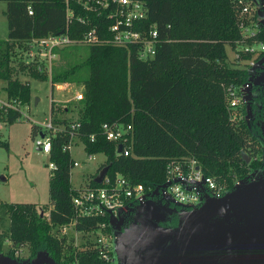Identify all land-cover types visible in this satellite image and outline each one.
Masks as SVG:
<instances>
[{
    "label": "trees",
    "instance_id": "16d2710c",
    "mask_svg": "<svg viewBox=\"0 0 264 264\" xmlns=\"http://www.w3.org/2000/svg\"><path fill=\"white\" fill-rule=\"evenodd\" d=\"M7 20V38H0V78L6 81L7 96L23 103L31 100L30 82L15 74L25 68L15 57L19 48L29 49L34 38L57 34L66 27L65 0H3ZM147 7V22H154L158 32L155 53L144 59L137 46L110 42L88 44V53L81 61L53 71L52 86L73 80L83 66L88 68L83 78L81 106L75 119L52 120L61 123L51 137L49 159L56 167L49 179L51 207L48 217L30 201H1L0 222L9 219L8 237L11 253L15 247L27 245L29 255L45 251L57 264H66L74 255L79 264H110L101 259L95 249L74 250L63 247L66 236H56L52 228L69 222L75 215L72 197L78 188L71 184L74 165L68 144L71 131L77 133L89 153L105 155L100 165H109L106 174L113 178L121 173L148 190L164 179L167 159L193 156L207 174L225 179L229 188L250 167L258 166V148L251 141L245 120L235 122L228 115L223 82H240L247 72L227 65L226 44H235L241 36L237 19V0H143ZM70 17L67 33L73 39L82 38L90 27L85 18L92 14L78 4ZM32 7V13L27 6ZM93 16V15H92ZM264 39V30L258 34ZM57 48V47H56ZM55 48V49H56ZM28 73L39 79L47 74L32 65ZM50 105L51 118L56 110ZM20 111L0 110V120L15 121ZM131 123V152L118 153L115 143L105 137L103 122ZM78 123L76 127L71 124ZM31 125V134L39 132ZM94 134V138L90 135ZM7 145V142H3ZM242 151L249 153L246 161ZM94 174L86 185H98ZM133 209L125 214L126 220ZM104 217L77 215L75 228L87 231L95 228ZM166 222L167 224H174ZM4 233L0 231V252ZM69 252V254H67Z\"/></svg>",
    "mask_w": 264,
    "mask_h": 264
},
{
    "label": "built area",
    "instance_id": "2783aa9c",
    "mask_svg": "<svg viewBox=\"0 0 264 264\" xmlns=\"http://www.w3.org/2000/svg\"><path fill=\"white\" fill-rule=\"evenodd\" d=\"M73 2L93 15L88 18L80 16L82 21L90 24L80 39H73L67 33L70 17L74 13ZM65 8L67 19L66 27L62 32L34 38L29 47L32 49L31 46L36 43L37 49H40L41 52L40 56L44 53L48 62H51L56 55V47L75 42L88 44L110 42L116 45L133 43L137 46L139 57L144 59L152 56L156 51L157 28L154 22L146 21L148 13L143 0H65ZM27 9L29 13H32L30 5L27 6ZM254 15L249 0H237L238 27L241 32V40L245 42L238 45L236 60L231 63V66L244 69L247 72V78L240 82H223L228 115L235 122L244 119L246 101L244 95L251 82L250 77H253L252 68L264 53V39L258 38L261 28ZM34 52H31V55ZM74 97L80 99L82 93L77 92ZM4 104L8 103L0 100V107ZM77 125L78 123H73L71 127ZM131 127V123L121 121L103 122L101 125L105 137L114 141L116 151L123 152V154L131 152ZM62 128L63 126L55 125L49 119L44 124V129L39 131V135L41 132L43 133L38 140V144H41L38 146L39 149L49 154L52 134ZM74 131V129L71 131L69 149L72 137L77 135ZM90 137L94 138V134H91ZM119 144L122 145L120 151L117 149ZM92 154H89V157H92ZM75 163L77 160L74 159ZM49 166L54 169L56 164L50 160ZM98 183V185H83L78 188L77 193L72 197L75 215L69 222L59 227L62 231L61 235H65L66 228H74V231L85 236L81 243H73L72 247L75 251L95 249L98 256L108 263H111L113 259L110 216L122 215L124 217L127 212L147 197L161 198L164 201H169L170 204L191 207L199 204L205 193L219 196L229 189L225 179L216 174L205 173L195 157L186 155L167 159L164 179L154 189L147 190L142 183L133 182L121 173L115 174L113 178L105 174L101 182ZM77 215H99L104 218L97 222L95 228L83 231L74 226ZM66 264H79L78 258L74 255L68 258Z\"/></svg>",
    "mask_w": 264,
    "mask_h": 264
},
{
    "label": "water",
    "instance_id": "95a60500",
    "mask_svg": "<svg viewBox=\"0 0 264 264\" xmlns=\"http://www.w3.org/2000/svg\"><path fill=\"white\" fill-rule=\"evenodd\" d=\"M244 98L247 101V93ZM242 155L249 160L245 151ZM108 166L95 181L101 182ZM173 212L176 222L167 224ZM109 222L110 264H264V170L237 179L219 196L205 193L197 205L178 209L169 201L147 197L133 208L127 224L122 215L110 216Z\"/></svg>",
    "mask_w": 264,
    "mask_h": 264
},
{
    "label": "rangeland",
    "instance_id": "374dc122",
    "mask_svg": "<svg viewBox=\"0 0 264 264\" xmlns=\"http://www.w3.org/2000/svg\"><path fill=\"white\" fill-rule=\"evenodd\" d=\"M4 9L5 1L0 0V38H7V20ZM239 38V40H235V44H226L227 57L224 62L227 65H231L236 60L238 45L245 42L241 40V36ZM258 38L260 37L258 36ZM247 42L249 43L248 40ZM31 48L28 49L27 45L22 49L19 48L15 57V61L18 58L22 59L21 62L25 65V68L18 70L19 62L15 66V74L29 80L31 87L30 102L23 103L19 99L8 97L4 88L5 80L0 78V100L8 103L0 107V110L5 111L8 108H13L20 111V115L15 121L8 123L0 120V200L36 202L39 204L36 205L37 211L40 213L43 211L47 217L50 205L49 179L52 169L49 166V154L37 148L41 146L38 144L40 135L37 133L32 136L31 125L35 123L44 129V124L49 119L57 120L63 117L75 119L79 115L78 108L81 106V101L76 99L74 95L77 92L82 93L83 78L87 75L88 68L86 66L81 67L73 76V80L58 82L60 86L56 85L57 83L52 86L50 76L53 71L63 70L84 59L89 48L88 44L83 42L58 46L55 49L56 55L51 62L47 61L44 53L40 56L41 52L40 49H37L36 43H33ZM31 52L34 53L31 55ZM29 65L46 73L47 78L39 79L31 76L27 69ZM52 100H54L57 109L54 112V117L51 118L50 105ZM60 124L58 123V125ZM3 142H7V145H4ZM71 142L70 153L77 160V163L71 167L70 180L74 187H79L86 185L90 177L99 173L105 155L97 152L89 157V153L85 150L78 135H74ZM247 155L250 154L247 153ZM2 176L5 178L2 179ZM8 228L9 219L5 217L0 222V231L4 233L0 261H8L10 259L9 254L18 255L19 259H25L29 253L27 245L15 247L11 253H7V250L9 251L11 248ZM66 230L64 248L73 245V243H81L85 237L74 231V228H66ZM52 232L56 236H60L62 233L60 227L57 228V226L52 228ZM33 262L35 264H57L45 251H40Z\"/></svg>",
    "mask_w": 264,
    "mask_h": 264
},
{
    "label": "flooded vegetation",
    "instance_id": "af4514ba",
    "mask_svg": "<svg viewBox=\"0 0 264 264\" xmlns=\"http://www.w3.org/2000/svg\"><path fill=\"white\" fill-rule=\"evenodd\" d=\"M256 21L260 26L261 30H264V0H249ZM253 78L247 89L248 99L245 101V123L250 130L251 141L258 148V157L260 159V164L258 166L250 167L247 172L239 178H249L256 174H260L264 170V53L258 58L257 62L252 68ZM246 113H248L246 117ZM250 156V155H249ZM251 158V156H250ZM250 158L248 161H250ZM247 161V162H248ZM237 178V179H239ZM172 206L176 204L171 203ZM178 209L181 208L180 205H176ZM132 218V217H131ZM126 220L124 217V224H127L130 220ZM177 219V214L172 213L171 219L168 222H173ZM8 253V252H7ZM9 254V253H8ZM38 255L28 256L25 259H19L18 255L9 254L10 259L8 261H0V264H35L33 259ZM50 264V263H44Z\"/></svg>",
    "mask_w": 264,
    "mask_h": 264
},
{
    "label": "crops",
    "instance_id": "0c3cea01",
    "mask_svg": "<svg viewBox=\"0 0 264 264\" xmlns=\"http://www.w3.org/2000/svg\"><path fill=\"white\" fill-rule=\"evenodd\" d=\"M5 84H6V81H5ZM5 84H4V86H5ZM56 85H58V86H60V84H56ZM6 91V90H5ZM36 100H37V98H36ZM39 131H40V129H39ZM39 133V132H38ZM2 179H4L5 177L4 176H2L1 177ZM81 186V185H80ZM33 203H35L36 205H39V204H37L36 202H33ZM50 207H51V203H50V205H49V209H50ZM43 212V211H42ZM49 214V210H48V213H47V215Z\"/></svg>",
    "mask_w": 264,
    "mask_h": 264
}]
</instances>
